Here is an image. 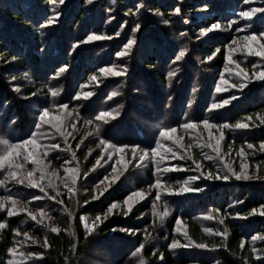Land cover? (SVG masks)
<instances>
[{
	"label": "trees",
	"instance_id": "1",
	"mask_svg": "<svg viewBox=\"0 0 264 264\" xmlns=\"http://www.w3.org/2000/svg\"><path fill=\"white\" fill-rule=\"evenodd\" d=\"M58 4L59 0L55 4L52 0H0V120L18 133L12 142L19 145L20 149L23 146L20 142L26 139L24 136L33 129L39 131L43 126L41 121L37 122L40 124L39 128L34 126L30 112L53 105H70L69 102L51 101L58 100V96L64 97L65 101L75 98L74 95L79 93L81 86L92 80L93 75L100 76L101 68L111 64L116 68V53L133 36L136 40L134 45L141 42L143 49L149 52L147 55L144 52L140 60L133 59L129 63L134 68L133 72L140 75L139 85H148L146 81L152 78L168 83L165 63L175 60L181 50H186L182 57L184 67H189L200 57L199 62L192 63L191 77L199 79L201 70L205 69L203 64H207L210 71L221 72L227 67L228 47L235 38L234 26L245 25L238 21L237 12L249 7H264V0H258L255 6L245 4L244 0H114V3H109V0H93L91 4L87 0H68L61 16L68 23L64 26L62 22L51 33L40 34L39 30L45 27V20L51 18ZM176 7L181 9L179 14L174 12ZM200 7L211 12L200 21L193 18L189 22L191 10ZM148 9L160 12L163 21L169 20L168 29L162 24L160 26L147 21ZM96 14L98 18L95 17ZM255 20L258 21L257 24L250 26L245 33H256L261 45L264 44V37H260L259 33H264V14L257 13ZM232 21L235 23H231ZM93 22L97 24L93 25ZM215 23H220L221 28L212 38L201 40L192 34L193 25L201 28ZM135 24H140L141 28L133 33L131 29ZM173 31L179 35L181 46L163 37L165 34L173 37ZM91 33L105 37L115 36V43L110 44L111 39L107 38L106 41L101 39L86 44V38ZM181 37L185 39L183 42ZM72 42L79 45L78 50L74 55L70 53L72 57H67L72 50ZM48 43L51 44L47 46ZM140 45L138 49L142 46ZM96 49L100 51L95 54ZM208 56H212V59H206ZM234 61L240 72L250 76L260 71L256 60L252 62L234 57ZM65 64L68 68L59 72ZM1 73L7 77H16V81L10 82V85L14 87V84L18 88L20 85V88H10L9 81H4ZM23 75H28L30 79H23ZM55 75L60 76L63 81L53 78ZM253 81L243 89L232 87L231 91H227L237 95V98L220 112L211 109L215 102L211 101L214 88L209 76L196 84L198 92L193 98L187 94L190 91L187 82L171 102H163L165 98L155 91L158 100L154 105L162 110V117L159 119L161 127H171L175 122L174 117L180 115L181 119L175 125L190 120H210L214 114L213 125L222 127H213V137L210 138L205 139L200 134L202 142L207 139L209 143L215 142L219 139L220 132L224 133L219 153L214 150L215 145L199 147L197 145L200 142L190 139L188 133L183 134L184 147H179L177 157L183 154L186 159L171 160V164L182 166L181 170L165 172L160 177L155 171L159 162L150 152L154 142L160 138L153 140L152 127H148L137 117H150V109L137 102V106L134 102L131 104L132 101L125 99L121 93L117 99L108 102L111 105L109 112H119V115L98 122V132L84 122L85 117L89 118L91 114L97 113L99 108L93 110L96 113L87 114V108H94L99 102L97 97L88 101L82 109L81 113L86 111L85 115L77 116L73 112L69 119L65 117L66 133L73 130L67 142L63 137L53 135L49 131L50 126L45 128L44 132L50 134L45 136H50L51 144L58 143L60 148L47 150L48 155L45 156L46 150L38 143V146H33L32 152L40 161L39 164L29 161L27 155H15L11 162L14 165L13 171L23 172L25 177L33 172L32 178L37 181L42 168L45 180L40 182V187L45 189L44 192L40 188L30 187L27 180L21 185L15 180L6 179L8 174H4L5 166L0 169V181H5L0 184V203H6L7 208H12L13 201L4 200L11 195L15 198L16 205L13 209L15 215L12 216L0 209V223L6 225L0 227V264H137L141 256L145 264H264V255L257 259V255L264 252V240L252 239L257 235L264 236V150L260 149L261 142H264V81ZM128 83L131 80L122 81L117 87L115 83H111L114 88H110L114 91L116 87L118 91L126 93ZM53 91L57 94L53 95ZM36 95H41L43 100L48 99L49 102H36V107L22 102ZM185 99L188 102H183ZM103 111L107 110L98 112ZM224 113L229 115L224 116ZM170 115L173 119L169 118ZM249 116L252 117L251 121L247 120ZM241 122H247L251 126L235 127ZM73 124L76 125L75 128L72 127ZM101 138L111 142L110 146L114 148L111 154L106 150L107 146L100 144ZM42 141L50 142V138ZM249 144L255 147L249 148ZM189 145L192 147L189 148ZM121 146L127 147L116 156L115 151ZM128 147L148 149L150 156L139 161L136 158L137 151ZM106 153L111 157L108 164L105 162ZM221 155L224 157L223 161L219 159ZM207 156H212L213 159L208 160ZM193 159L202 164V171H211L213 174L219 171L221 175L227 174L230 178L195 180L189 186L199 185L203 191H182L184 181L191 173L198 175ZM43 161L51 174L56 173L51 176L56 185L54 188L48 186L49 175ZM138 161L143 169L133 166ZM218 164L227 167H217ZM16 165L20 167L16 168ZM69 167L79 171L76 184L72 185L69 181V186L75 189L71 194L63 184L66 179L64 169ZM85 172L88 173L87 176L83 175ZM233 172H246L249 178L237 179ZM115 176L119 179L112 182V177ZM158 178L165 180L167 190L157 200L158 190L150 186ZM101 181L104 183L101 184ZM137 190H143L146 195L143 199L131 201L129 211L126 199ZM33 194L42 199L33 200ZM52 196H56V200H52ZM93 196L98 198L92 199ZM86 200L89 201L88 204L84 203ZM113 203L116 207L110 209ZM41 208L46 213L43 217L40 215ZM165 208L168 214L161 216L160 213ZM28 212L36 215L37 221L43 219V224L33 221ZM125 212L128 214L125 215ZM97 216L101 220H96ZM82 217L87 219L90 226L95 221L97 226L93 231L86 232ZM52 227L59 231L52 232ZM17 229L19 234L15 231ZM24 233L28 235L25 236ZM173 241H177L178 246L170 247ZM140 245L144 246L142 252L133 257L132 253ZM13 248L16 250L15 255L9 251Z\"/></svg>",
	"mask_w": 264,
	"mask_h": 264
},
{
	"label": "rangeland",
	"instance_id": "2",
	"mask_svg": "<svg viewBox=\"0 0 264 264\" xmlns=\"http://www.w3.org/2000/svg\"><path fill=\"white\" fill-rule=\"evenodd\" d=\"M257 1L258 0H251L250 4H252V6H253ZM67 2H68V0H64L63 4H58L55 7V11L52 13L51 17L54 15V13L56 11H60L61 15L56 19V22L54 24L48 25V26H45V27L41 28L39 30L40 34H42L43 32H47V34L51 33L53 30H56L57 27L62 24V22L64 23V26L68 23V20H65L66 18H64V19L61 18V16L63 15V12H64L63 10L65 9V7H67ZM109 3H114V0H109ZM210 12L211 11L207 10L204 7L193 9L190 12L191 19H189L188 21L191 22L193 18H195L193 20L200 21L206 15H208ZM239 13H240V10H239ZM239 13L237 12L238 21L242 22V23H245V25H238L237 27L234 26V29H235V35L234 36H235V38L230 41V44H229V47H228V54H229V56H231V59H228L227 68L230 69V71L226 72L225 68L223 70H220L221 72L210 71L208 69L209 66L207 64H203L205 69L201 70V72L199 74V76H200L199 79L193 78V76L191 77L192 72H193L192 63L193 62L197 63V61L199 62L200 57L196 58V60H194L192 63H191V60H190L189 62L191 63V65L189 67H184L183 66L184 63H183L182 58H181L179 61H177L175 59V60L167 61L165 63L166 74H167V78L166 79H168V83H161L157 79L152 78V80L150 79V80L146 81L148 83V85H146L144 83H143V85H141V84L139 85V78L138 77L140 75H138L139 73L133 72L134 68H132L129 63L133 59L140 60L141 59L140 56L144 55V52L146 53V55L149 54V52H146V50L143 49V45H142L141 42H137L136 45L133 44V47L132 48L130 47L127 50V55L115 56V58L117 57L116 62L118 63L116 69L118 71H124L126 69V74L120 75V76L111 74V75L105 76V75H103L100 72V76H97L98 80H99V83H97V81H94L92 79L88 83L83 84L81 86L82 88L79 90V93L77 95H74L75 97H77L79 95V97H80L79 99H74L73 98V99H69V100L67 99L68 101H65L66 99H64V97L58 96V100L51 101V102H69L70 105H69V107L67 109V112H71V113L74 112V113H76L77 116H81V115H85L86 114V111H85L84 114L81 113L82 109L86 106L87 102L92 100L94 97H97L99 102L96 103L94 108H92V107L87 108V114L95 112L93 110L94 109L97 110L98 108H99L98 111L99 110L102 111L103 109H106L107 110L106 112H109L111 105L108 104V102H112L115 98L117 99L119 94L121 93V94L124 95L125 99H128L129 101L130 100L132 101L131 104H133V102H134V104H136L135 102H137L138 104H140L142 106H148L149 107L150 112H151L150 117L147 118L146 115H144V116L140 115V116H137V117H138V119L141 122L146 123L148 127H150V126L152 127V129H153V140L156 137L160 138L159 141L154 142V147L160 146V150H161L162 153L165 152V149H164L163 146L167 145L168 147L173 148L174 152L177 154V151H179V147H181V145H182L183 134H185V133H188V135H190V137H189L190 139H192V140H194L196 142H200L199 145H206V146L208 144L215 145V142H212L213 144L209 143V139H207L206 141L202 142V139H203L202 136L205 139L213 137V132H212L213 128L212 129H207L202 124H200V126L197 128V130L196 129L195 130H191V129L190 130H185L183 127H179L180 125H183L187 121L182 122V124L181 123H177V125H175L177 120L181 119V115H180V117L179 116L178 117L177 116L174 117L175 122H174V124L171 127H169V128H172V127L176 126V128H177V131L175 133H172V139H168L165 136H161L160 135V130L163 129V127H161L159 119H161L160 116H161V111L162 110L161 109H157L155 107V105H154V102H156L158 100V99H156L155 91H157L158 94H161L162 97L165 98L163 102H171L173 100V98H176V96H178V94L180 93V90L183 87V84H185L187 82L188 83V87L190 89L189 93H187V94L188 95L190 94L191 97L193 98L195 93L198 92L196 84H199V82H201V80L205 79L206 76H209V77H211V79L213 81V88H214L213 89V98L211 100L212 102L219 103L222 99H227L230 96H235L236 97L237 95H235V94H233L231 92H229V93L227 92V91H231V88H232L231 85L232 84H239L242 81V79H243L242 76L238 75V73H240V70L236 66V62L234 61V57H240V58H242L245 61L252 60V62H255V60H256L257 61V67H260V70H261V68L264 69V57H261V56H258V55L255 54L256 51L260 50V48H259L260 44L258 43L259 41L250 42V41L245 39L246 37H248V36H250L252 34V33L249 34V32L245 33L246 32L245 30H247L252 25L255 26L258 21L255 20V16L252 17L251 19H245V18L239 16ZM146 14L148 16L147 17V21L154 22L155 24L160 25V26L162 24V25L165 26L166 29H168L167 26H168V24L170 22L168 24H164L163 23V19L160 18L161 17V13L160 12H158L156 10L148 9ZM95 17L98 18V15L96 14ZM63 20H65V21H63ZM92 24L95 25L97 23L93 22ZM178 24H179V22H178ZM208 27H210V26L197 28V27H195L193 25L194 29H192V34H194V36H196L197 38L203 40V39H206V38H212V37H214V34L216 32H219L218 31L219 29H217V30H214V31L209 32L206 35L202 36L201 35L202 30L205 29V28H208ZM162 36H163V34H162ZM163 37L166 38L169 41L171 40L170 42H172L174 44L178 43V46L180 45L179 35L175 31H173V37H167L166 34ZM114 38H115V36H110V38H109V39H111L110 40L111 41L110 44L115 43V40H113ZM99 40H101V39H99ZM99 40H97V41H99ZM102 40L106 41L107 38L102 39ZM183 40H185V39H182V37H181V41L182 42H183ZM67 42H71V40H67ZM91 42H93V41H91ZM85 43L88 44L87 42H85ZM250 43H251V47L253 49L252 53H249L248 52V48H247V46ZM50 44L51 43H48L47 46H49ZM71 44H72V50L69 51V53L67 54V57L68 56L72 57V54H70V53L72 52L73 55H74V53H76V51L78 50L77 45H74L73 42ZM139 45L141 47L138 49ZM154 48H156V47H154ZM188 48H190V47L188 46ZM188 48H186V49H188ZM230 48L234 49V51L230 52L229 51ZM155 50L156 49H154V51ZM174 50H177V48H175ZM99 51L100 50L96 49L94 53L95 54L99 53ZM44 53H46V52H44ZM189 55H190V53H189ZM253 55L255 57H253ZM134 56H135V58H134ZM229 56H228V58H229ZM208 64L210 65V63H208ZM109 66H112V64L109 65ZM169 72H175V75L174 76H169ZM1 74L3 75L2 78H3L4 81H9L8 83H9L10 88H12V89L15 88V90L20 88V85H19V88L17 86H15L14 84H13L14 87H12L10 85V82L16 81V79L15 80L12 79L13 75L12 76L9 75L7 77V76H4L3 73H1ZM222 75H223L224 80L226 81V83L221 81L220 77ZM22 78L23 79H30L28 77V75H23ZM42 78H45V77H42ZM53 78L63 81V79L60 76H56L55 75V76H53ZM128 80H131V83H128L126 93L125 92L122 93V91H118V89L116 88L117 85H119V83L122 82V81H124V82L127 81L128 82ZM106 81H107V83H106ZM132 82H134V83H132ZM193 82H195V83H193ZM253 82L254 81L252 79H250L247 82V85L248 84H252ZM111 83H115V85H116L114 91L110 88V87L114 88V86H112ZM217 85H219L221 88H223L224 91L217 92L216 91ZM74 88H75V86H74V84H72V89H74ZM198 88H200V87H198ZM237 88H239V87H237ZM155 89H157V90H155ZM113 92L116 93L115 96L111 95ZM86 93H92V95L85 96L84 94H86ZM107 93H109V94L105 95ZM98 96H101V97H98ZM148 98H152V99H148ZM232 101H231V103H232ZM22 102H24L26 105H32V106L36 107L37 106L36 102H49V101H48V99L43 100L41 95H39V96L36 95L35 97L26 98ZM159 102H161V100H159ZM183 102H188V99H185ZM228 105H230V103ZM228 105H225L223 107H228ZM96 106H98V107L96 108ZM136 106H137V104H136ZM166 106H168V105H166ZM223 107L216 109V112H220V110H222ZM48 108H49L50 112H52L53 114L59 112L62 116L67 117V119H69L71 117V115L67 116L65 114V112L55 108L54 105L53 106H49ZM41 110H42V108H40L37 111H31L30 114H29L30 119L34 121L33 124H34L35 127L37 125V122H39L38 116H39V113H40ZM98 111H97V113L95 112L97 114V116L101 113V112H98ZM96 114H94V115L91 114V116L89 118L85 117V120H84V122H86V124L88 126H91V127L94 128V131H96V126H97L98 122L100 123V121H101V120L97 121L95 119L97 117V116L95 117ZM131 115L133 116V113H131ZM227 115H229V114L224 113V116H227ZM219 116H220V114H219ZM169 118L173 119L171 115L169 116ZM213 119H214V114L211 116V119H210V122L212 124L215 123V122H212ZM89 120H91L92 123H87V121H89ZM196 122H199V121H196ZM169 125H171V124H169ZM48 127H49V125L43 124L41 129L40 128L38 129L39 131H35L36 129L35 130L33 129L28 135L24 136L26 138L25 140H28L29 138H34V139L37 140V142L40 145H42L44 147V149L46 151L50 150L48 146L51 145L52 139H51L50 136H45V135H50V134L44 132L45 128H48ZM72 132H73V130H71V133ZM235 132H239V131H235ZM34 133H35V135H33ZM91 134L94 135V132H92ZM17 135H18V133H15V131L12 130L10 125H7L5 122H2L0 120V155H4L12 147H15V153H16L15 155L16 156L22 155V157H24V156L26 157V155H27L28 157H26V158H29V153L31 152L33 154V152H32L33 146L36 147L38 145L23 144L22 149H20L19 146L16 147L17 145L14 143V141L12 142L13 138L15 136H17ZM149 135H150V133H149ZM48 138H50V142L42 141V139H48ZM5 142H7V143H5ZM103 146H107L108 147L106 150L108 151L109 154H111V152H113L112 149H114V148L112 146H110V145H103ZM128 148H130V150H136L137 151L136 158L139 160V156L142 154L143 150L136 149L135 147H128ZM119 151H120V149H117L115 151V153L117 154ZM108 153H106L107 154V156H106L107 157V159H106V161H107L106 163L107 164H108V161L110 159L109 158L110 155ZM15 155L13 157H15ZM116 156H118V154ZM12 158H10V160L5 163V168H4L5 169V173L4 174H6V175L8 174L7 177L9 176L10 172L13 171L14 165H12V163H11L12 162ZM154 158H156L158 160V162L161 163V165H160L161 167H164L167 164L172 163L171 160H169V161H160L159 158H157V157H154ZM30 160L31 159L29 158V161ZM226 164H227V162H226ZM43 165H44V161H43ZM44 166H45V170L47 171V175H50L51 171H48V168L46 167V165H44ZM133 166L138 168L139 166L142 167L143 165L138 162L137 164H134ZM143 168L144 167H142V169ZM0 169H2V168L0 167ZM20 173L22 174L23 172H20ZM191 174H192L191 176H195L194 172H192ZM139 199H140L139 197H133L132 201L135 202V201H137ZM125 230L126 229H123V231H125ZM92 249H94V248H92Z\"/></svg>",
	"mask_w": 264,
	"mask_h": 264
},
{
	"label": "snow or ice",
	"instance_id": "3",
	"mask_svg": "<svg viewBox=\"0 0 264 264\" xmlns=\"http://www.w3.org/2000/svg\"><path fill=\"white\" fill-rule=\"evenodd\" d=\"M57 2V0H52V3L55 4ZM93 2V0H87V3L91 4ZM251 0H244V3L245 4H250ZM59 3L60 4H63L64 3V0H59ZM181 11V9L179 7H176L174 9V12L179 14ZM257 13H260V14H264V7H249L245 10H242L240 11L239 13V16L245 18V19H251L252 17H254ZM61 15L60 11H56L54 13V15L51 17V18H47L45 20V25L44 26H48V25H52L56 22V19ZM164 24H168L169 23V20H164L163 21ZM231 23H235V21H232ZM231 23L229 24V27H231ZM141 28V25L140 24H135V27H133L131 29V31L133 33L139 31ZM221 28V25L220 23H215V24H212L210 27L208 28H205L202 30L201 32V35H206L207 33L209 32H212L214 30H217V29H220ZM116 35H119V33H116ZM259 36L260 37H264V33H259ZM105 38H110V37H105V36H102V35H98L96 33H91L87 36L86 38V41L85 42H91V41H95V40H99V39H105ZM246 40L250 41V42H255L258 40V36L256 33H252L250 36L246 37L245 38ZM136 42L135 40V36H133L132 38L128 39L127 40V43L124 44L123 46V49L119 52L116 53L117 56H124V55H127V50ZM78 47V45H77ZM248 48V52L249 53H252L253 52V49L251 47V43L247 46ZM259 48L260 50L259 51H256L255 54L258 55V56H261V57H264V44H261L259 45ZM219 51V50H217ZM229 51H234V49H229ZM185 52L186 50H181L179 52L178 55H176L175 59L177 61H179L184 55H185ZM213 55H215V53H213ZM13 59H16L15 57H13ZM206 59L208 60H211L212 59V56H208L206 57ZM229 59H231V56H229ZM68 68V65L65 64L63 65L60 69H59V72H64L66 69ZM225 71H230V69H228L227 67L225 68ZM100 72L105 75V76H108V75H111V74H114V75H117V76H120V75H124L126 74V69L124 71H118L114 66H105L103 68L100 69ZM175 75V72H169V76H174ZM238 75L242 76V81L239 83V84H232L231 87L233 88H245L247 87V82L252 79V80H262L264 81V69H261L259 72H255L253 73L251 76H249V74L247 73H244V72H240L238 73ZM13 80L16 79V77H12ZM92 79L94 81H97V83H99V80H98V77L93 75L92 76ZM221 81L222 82H225L226 81L224 80V77L223 75L220 77ZM216 91L217 92H222L224 91L223 88H221L219 85H217L216 87ZM53 95H56L57 93L55 91H53L52 93ZM35 95V94H33ZM85 96H90L92 95V93H86L84 94ZM112 96H115L116 93L113 92L111 94ZM79 95L77 97H75L74 99H79ZM237 97L235 96H230L229 98L227 99H222L219 103H213L211 105V109H218V108H221L225 105H228L229 103H231L232 100H235ZM55 108L65 112V114L67 116H70L72 115L73 113L71 112H67V109L69 107L68 104H59V105H54ZM210 109V110H211ZM114 115H119V112H116V113H112V112H101L95 119L97 121H100V120H105L106 118H111L113 117ZM64 119L65 117L62 116L59 112L58 113H55L53 114L52 112H50L49 108H44L40 111L39 113V116H38V120L43 122V124L45 125H49V131L52 132L53 135H58L60 137H63L64 138V141L67 142V138L68 136H71L72 133H66L65 131V125H64ZM247 120L248 121H251L252 120V117L249 116L247 117ZM87 123H92L91 120L87 121ZM200 124H202L205 128L207 129H212L213 127H222L220 125H213L210 120L208 119H204L202 121H199V122H196V121H188L186 123H184L183 125H180L179 127H183L185 130H195L197 129ZM224 126H227V125H224ZM251 125L247 122H241V123H238L235 125V127L237 128H248L250 127ZM40 127V124L38 123L37 124V128ZM73 128L76 127L75 124L72 125ZM99 128H100V125L97 124L96 126V130L97 132L99 131ZM177 131V128L176 127H172V128H163L160 130V135L161 136H165L167 137L168 139H172V133H175ZM35 135V133L33 134ZM223 136H224V133L221 131L220 132V137L219 139H217L215 141V151L217 153H219L220 149H219V146H220V143H221V140L223 139ZM7 143V142H5ZM21 144H32V145H37L38 142L36 139L34 138H29L28 140H25V141H21L20 142ZM100 144L103 146V145H110L111 142L110 141H106L104 140L103 138L100 139ZM19 145H17L16 147H18ZM199 147H203V145H197ZM50 150H56V149H59L60 148V145L58 143H53L51 144L50 146H48ZM77 147L79 148V145H77ZM124 147H127V146H121L120 148V151L122 152L123 151V148ZM137 148L139 146H136ZM164 149H165V152L162 153L161 150H160V146H157V147H154V148H151L150 152H151V155H153L154 157H157L159 158L160 161H169V160H175V159H180V160H184L186 159V157L183 155V154H180L178 157H177V154L174 152L173 148L171 147H168L167 145H164L163 146ZM181 147L183 148L184 146L181 145ZM189 148L192 147V145H189L188 146ZM207 147H213V145L211 144H208ZM249 148H253L255 147L254 145H251L249 144L248 145ZM260 149L261 150H264V142H261L260 144ZM185 151H187V149L185 148ZM150 152L148 149H145L142 151V154L139 156V161H143L145 158L149 157L150 155ZM15 147H12L10 148L4 155H0V167H4L5 166V163L7 161L10 160V158H12L14 155H15ZM44 155H48V151H45L44 152ZM134 155V158H135V153L133 154ZM29 158L31 159L32 163H35V164H39L40 161H38L36 159V157L30 152L29 153ZM111 158V157H109ZM73 159H75V156L73 154ZM206 159L208 160H212L213 157L212 156H207ZM220 161H223L224 157L223 155H221L219 157ZM138 161V162H139ZM107 162V161H105ZM123 163H125V165L127 164V162H124L122 161ZM67 163V162H66ZM99 163V161L97 162ZM193 163L195 164V168H196V171L198 173V175H195V176H190L187 178V180L184 181V186L182 187V191H185V192H199V191H203V188L200 187L199 185H195V186H189L191 184L192 181H195V180H202V179H207V180H228L230 177L229 175L227 174H224V175H221L219 171H217L215 174H213V172L211 171H207V172H204L202 171V164L198 161H195L193 159ZM227 167V165H220L218 164L217 167ZM16 168H19L20 166L19 165H16L15 166ZM246 166H242V168H244ZM182 166L178 165V164H167L166 166L164 167H161L158 163L155 171L158 175V177L162 176L163 173L165 172H170V171H179L181 170ZM41 171V175L39 177V181L33 179V175L34 173L33 172H29L27 174V177L23 176L19 171H11L9 176L6 177V179H12V180H15L17 183L23 185L25 184L26 180L28 182V185L30 187H33V188H40V191L41 192H44L45 189L44 188H41L40 187V182L44 181L45 180V174L43 172V169L41 168L40 169ZM65 171V177L66 179H64L63 181V184H64V187L66 189H68L69 193H73L75 191L74 188L70 187L69 186V181L71 182L72 185H75L76 184V180L79 176V171L77 168H72V167H69V168H66L64 169ZM115 171V169H114ZM56 175V173H52L49 175L48 177V186L49 187H56L55 184H53L52 182V179H51V176H54ZM84 176H87L88 173L85 172L83 173ZM233 175H236V178L237 179H247L249 178L247 173L246 172H242L241 174H236L235 172H233ZM105 179L107 180L108 177H105ZM119 179L118 176H115V177H112V182H115V180ZM2 183H5V181H0V184ZM101 184L104 183V181H101L100 182ZM207 185L205 184L204 187H206ZM152 188H155L157 189V194H156V199H160V196L161 194L167 190V185L165 183V180L164 179H161V178H158L155 180V182L150 186ZM173 192H175V190H172ZM102 194V193H101ZM146 195V193L143 192V190H137L136 192L132 193L129 197H127L126 199V203L128 204V210L131 211V207H132V204L130 203L133 199V197H139L141 199L144 198V196ZM98 197L96 196H93L92 199H97ZM14 197L13 196H7L4 198L5 201H13V204H12V208H7V205L6 203H0V209H4L7 211L8 215L9 216H12V215H15V212L13 211L14 208H16V205H15V202H14ZM32 199L33 200H39V199H42L41 196H36V195H32ZM52 200H56V196H52L51 197ZM60 203H62V201H60ZM85 204H88L89 201H84ZM116 207V204L113 203L112 205H110V209H113ZM17 211H27L26 209H17ZM125 215H127L128 213L125 212L124 213ZM168 214V210L167 208H165L164 212L163 213H160L161 216H166ZM40 215L41 217H43L44 215H46L45 213V210L43 208L40 209ZM28 216L31 217V219L33 221H37V217L36 215H34L33 213L31 212H28ZM105 219L107 218L106 216L104 217ZM211 218V217H209ZM96 220H101V217L100 216H97L96 217ZM81 221L82 223L84 224L85 226V230L86 232H91L95 229V227L97 226L95 221L92 222L91 226H89L88 222H87V219L82 217L81 218ZM43 219L37 221V223H41L43 224ZM222 222V221H221ZM6 226L5 224L3 223H0V227H4ZM17 231V233L19 234V230H15ZM51 231L52 232H57L59 231L58 228L56 227H52L51 228ZM125 231H132V229H126ZM226 233H220V235H225ZM25 236H27L28 234L27 233H24ZM253 240H256V239H261V240H264V236H261V235H257V236H254L252 238ZM178 246V242L177 241H173V243L170 245V247H176ZM200 247H205V245H199ZM243 246V244H242ZM143 245H140L139 248L136 249L135 252L132 253L133 257H136L138 253L142 252L143 250ZM10 252H13V254L15 255V248L13 249H10L9 250ZM253 251L255 252L256 250L253 249ZM261 255H264V252L260 253L259 255H257V259H260ZM11 264V262H10ZM137 264H145V260L143 259V257H139L138 258V261H137Z\"/></svg>",
	"mask_w": 264,
	"mask_h": 264
}]
</instances>
